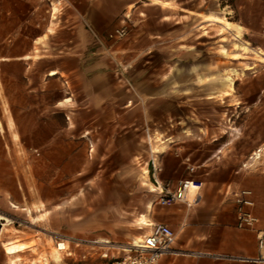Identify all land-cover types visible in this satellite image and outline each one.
<instances>
[{
    "label": "rangeland",
    "instance_id": "obj_1",
    "mask_svg": "<svg viewBox=\"0 0 264 264\" xmlns=\"http://www.w3.org/2000/svg\"><path fill=\"white\" fill-rule=\"evenodd\" d=\"M142 1L159 5L143 7L147 16L130 12L128 32L142 39L121 60L120 107L107 108L102 120L73 122L74 131L91 130L92 142L69 137L59 118L49 150L8 154L16 166L24 163L23 204L0 208L10 218L0 221V233L3 225L7 231L2 248L5 254L8 242L24 248L7 254V264L17 255L18 264H73L61 254L56 259L55 237L140 240L153 223L169 225L178 209L192 208L158 204L161 187L189 178L190 165H203L195 176L205 183L212 169L239 171L264 145V0H237L235 8L217 0ZM212 16L236 27L225 29ZM151 38L153 48L141 51ZM227 75L233 88L223 86ZM113 114L120 119H108Z\"/></svg>",
    "mask_w": 264,
    "mask_h": 264
},
{
    "label": "crops",
    "instance_id": "obj_2",
    "mask_svg": "<svg viewBox=\"0 0 264 264\" xmlns=\"http://www.w3.org/2000/svg\"><path fill=\"white\" fill-rule=\"evenodd\" d=\"M155 5L159 3L142 0H0L1 209L10 201L23 204L20 188L24 163L19 159L16 166L8 154L49 150L51 137L59 135L52 123L59 118L65 123L64 132L71 129L69 137L92 142L91 130L74 131L73 122L102 120L107 108L114 111L120 107L115 89L120 88L117 73L121 60L140 47L142 38L131 32L117 42L107 37L127 27L131 11L140 10L147 16L143 7ZM161 10V22L169 20L166 7ZM154 43L151 38V46L140 50H151ZM230 76L223 86L231 87ZM120 117L113 114L108 119L114 122ZM69 123L72 128H67ZM10 137L17 139L11 142ZM26 138L35 144L26 145ZM74 143L72 140L66 145ZM245 163L239 171H209L208 183L203 182L194 207L178 209L176 221L168 222L176 230V248L183 254L166 256L159 264H264V259L257 261L264 258L258 237L264 230V170L244 168ZM242 190L252 194L253 205L247 210L258 218L254 229L237 226L239 210L234 194ZM143 221L148 220L143 217ZM5 226L0 233V264L8 263L2 248ZM86 264H105V260L90 256Z\"/></svg>",
    "mask_w": 264,
    "mask_h": 264
},
{
    "label": "built area",
    "instance_id": "obj_3",
    "mask_svg": "<svg viewBox=\"0 0 264 264\" xmlns=\"http://www.w3.org/2000/svg\"><path fill=\"white\" fill-rule=\"evenodd\" d=\"M128 28L116 29L108 35V40L119 41L128 36ZM264 166V145L259 147L244 164V168L261 170ZM189 178L180 180L174 185L161 187L162 192L158 204L173 206L184 203L189 208L197 203L203 190L204 183L196 178L197 167H188ZM192 194L193 199H192ZM248 190L238 191L234 194L238 204L237 226L241 229H254L258 218L252 215L247 208L253 205ZM149 234L140 240L121 244L105 239L55 237L53 239L56 250L75 264H86L88 257L99 256L105 264H159L166 256L183 254L176 248L177 233L167 224H152ZM259 248L264 249V230L258 233ZM261 258L257 261H262Z\"/></svg>",
    "mask_w": 264,
    "mask_h": 264
},
{
    "label": "bare ground",
    "instance_id": "obj_4",
    "mask_svg": "<svg viewBox=\"0 0 264 264\" xmlns=\"http://www.w3.org/2000/svg\"><path fill=\"white\" fill-rule=\"evenodd\" d=\"M211 19L214 21V22H225L224 23V27H225V29H228V30H230V29H232V28H234L235 27V24L234 23H232V22H229V21H224V19H222V18H220V17H211ZM241 30V28H239V31ZM241 47H243V48H247V49H249L247 46H244V45H241ZM259 54H262L261 52H258ZM263 55H264V53H263ZM263 60H264V57H261ZM235 74H237V72H235ZM229 81L231 82V87H233V84H234V78L232 77V76H230L229 78ZM14 207H17V206H14ZM0 221H4V222H10V218H8L7 216H5V215H2V214H0ZM143 224H145L146 226H149V223H148V221H143L142 222ZM3 233H2V235L5 233V232H7L6 231V228H4V230L2 231ZM1 235V236H2ZM3 236H5V235H3ZM5 246H6V253L7 254H11V255H13V254H16V253H18L21 249H23L24 248V246L23 245H20V244H17V243H7V244H5ZM56 259L59 261V262H61V255H60V253L58 252V251H56ZM17 261L18 260H15V261H13V264H18L17 263ZM49 264V263H48Z\"/></svg>",
    "mask_w": 264,
    "mask_h": 264
},
{
    "label": "trees",
    "instance_id": "obj_5",
    "mask_svg": "<svg viewBox=\"0 0 264 264\" xmlns=\"http://www.w3.org/2000/svg\"><path fill=\"white\" fill-rule=\"evenodd\" d=\"M218 2H220L222 4L223 7H231V8H235L236 2L237 0H217Z\"/></svg>",
    "mask_w": 264,
    "mask_h": 264
}]
</instances>
